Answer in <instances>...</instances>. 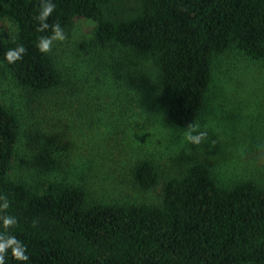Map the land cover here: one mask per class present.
<instances>
[{
    "label": "trees",
    "instance_id": "1",
    "mask_svg": "<svg viewBox=\"0 0 264 264\" xmlns=\"http://www.w3.org/2000/svg\"><path fill=\"white\" fill-rule=\"evenodd\" d=\"M40 2L0 0V18L17 28L13 38H0V75L8 68L37 94L63 81L38 38L50 36L54 23L65 31L76 17L95 22L92 47L116 45L151 60L163 116L175 130L198 120L227 52L264 64V0H55L43 32L34 18ZM17 44L26 52L9 63L5 53ZM19 133L17 115L0 103V193L9 198L5 214L17 218L8 231L29 256L21 262L8 254L5 264H264V177L223 185L194 163L165 179L158 203L90 202L83 187L50 184L37 192L11 179ZM131 177L143 190L162 178L149 161Z\"/></svg>",
    "mask_w": 264,
    "mask_h": 264
},
{
    "label": "rangeland",
    "instance_id": "2",
    "mask_svg": "<svg viewBox=\"0 0 264 264\" xmlns=\"http://www.w3.org/2000/svg\"><path fill=\"white\" fill-rule=\"evenodd\" d=\"M95 22L76 17L65 39L49 51L62 84L41 95L20 86L11 71L0 75V103L19 120L9 169L13 180L37 192L50 184L79 186L90 202L155 204L165 179L203 163L223 185L264 177V64L236 51L217 60L198 120L175 130L163 116L159 83L149 58L119 46L92 47ZM17 33L0 18V38ZM206 132L200 144L187 133ZM149 161L161 181L141 189L133 167Z\"/></svg>",
    "mask_w": 264,
    "mask_h": 264
},
{
    "label": "clouds",
    "instance_id": "3",
    "mask_svg": "<svg viewBox=\"0 0 264 264\" xmlns=\"http://www.w3.org/2000/svg\"><path fill=\"white\" fill-rule=\"evenodd\" d=\"M56 8L55 0H41L39 11L34 17L38 21L37 31L43 32L50 25L47 18L53 13ZM51 35L41 36L36 43L37 49L41 53H47L51 50L54 41H62L65 39V31L59 23L51 25ZM26 49L23 44H17L14 48H9L5 53V59L9 63L21 60ZM207 133L200 131L196 132L193 127L187 133V140L192 144H200L202 138L206 137ZM9 208V198L0 193V226L4 229L0 231V264H5L6 255L10 254L17 261L27 262L29 256L26 251V245L18 240L15 235L8 231L17 223V218L14 215L5 214V210Z\"/></svg>",
    "mask_w": 264,
    "mask_h": 264
}]
</instances>
